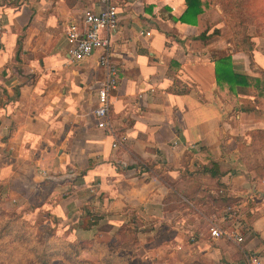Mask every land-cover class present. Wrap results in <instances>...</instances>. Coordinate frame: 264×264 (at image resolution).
Returning a JSON list of instances; mask_svg holds the SVG:
<instances>
[{"label":"crops","instance_id":"0c3cea01","mask_svg":"<svg viewBox=\"0 0 264 264\" xmlns=\"http://www.w3.org/2000/svg\"><path fill=\"white\" fill-rule=\"evenodd\" d=\"M116 2L120 21L109 38L119 84L110 127L100 128L102 51L77 62L67 40L68 25L98 11L100 0H0L1 189L68 237H113L137 219L146 264L264 260V156L259 167L252 147L248 157L242 152L251 131L264 127V97H227L215 63L229 51L237 72L259 76L264 51L203 40L210 11L197 24L182 22L185 0ZM213 162L220 174L202 173L200 164ZM157 170L172 184L154 179ZM193 191L206 201L216 191L226 196L231 209L217 219L237 226L244 243L211 235L204 212L184 197ZM171 192L193 212L176 206Z\"/></svg>","mask_w":264,"mask_h":264},{"label":"trees","instance_id":"16d2710c","mask_svg":"<svg viewBox=\"0 0 264 264\" xmlns=\"http://www.w3.org/2000/svg\"><path fill=\"white\" fill-rule=\"evenodd\" d=\"M185 1L187 3V10L184 12V14L180 17L179 20L189 24H197L200 15L205 14L206 12L211 11L215 6L220 5L227 21L235 28L236 49L251 55L254 49V42L252 40L251 35L248 33V29L249 26L254 24H264V0ZM209 31V27L207 26V28L203 30L199 37L202 36L204 37V39L205 37L207 38L208 35H210ZM215 63L218 83L217 86L226 89L225 93L227 94V97H230V95L235 96L234 98H237L239 95H253L264 97V71H262L259 76H253L250 74L237 72L234 67L232 54H224L219 58H216ZM251 135L252 141L250 143V146H246L242 151L243 154H246L247 157L248 154L246 152L252 146L262 149V151L264 150V127L252 130ZM200 166L202 168V173L210 174L213 177L218 176L220 174L219 166L215 162H213L211 166L205 164H200ZM198 193V191L194 192L193 194L185 193L184 197L191 201L195 207L199 204L200 208L202 209L201 211H205V213H223V209L225 210L228 207H231L229 205V200L226 198V196H224V194L218 191L215 192L216 197L214 196L213 200L208 201L202 199L204 197L203 194L197 196ZM171 196L170 198L174 200L173 202L177 203L176 206L182 205L189 207V204L176 192H171ZM189 208L193 212V209L191 207ZM12 216H14L13 218L16 221L21 219L28 222V220L24 216H21L20 212H13ZM131 223L133 224V226H137L136 228H138L139 231L141 223H139L137 219H133V222ZM13 225L14 224L10 222L9 219L5 222H0V250L2 248V238L5 236V234L12 231L8 227ZM127 229H129L128 231L132 232L133 236H135V228L128 226ZM121 232L122 231L120 228L115 234V236H117ZM76 243H63V245L60 244L61 247H58L56 250L52 251L47 249L50 247V245H46L47 247L41 249L40 251L34 248V254L37 256V259L35 258L33 264H51V259L54 256H62L63 259L69 264L91 263L88 260L82 258L83 254L86 252L85 244L79 241ZM100 250L102 251L103 248L98 246L94 247L92 251H89V254L97 256V259L99 261L103 262L104 260L105 264H129V262H131V260L133 259L132 256L135 253V251L132 249L118 251L117 249H115V247H108L105 250V255L102 257V253H100ZM38 260L40 261L37 263Z\"/></svg>","mask_w":264,"mask_h":264},{"label":"rangeland","instance_id":"374dc122","mask_svg":"<svg viewBox=\"0 0 264 264\" xmlns=\"http://www.w3.org/2000/svg\"><path fill=\"white\" fill-rule=\"evenodd\" d=\"M205 23L209 27V34L206 39L210 40H223L225 43L230 44L231 50H236L235 47V40H236V31L235 28L227 21L223 10L220 5L215 6L205 18ZM219 24V25H217ZM248 33L251 35L252 40L254 42V48L259 46L264 51V24L260 25H251L249 26ZM215 37V38H213ZM205 40V39H203ZM243 52V51H242ZM245 53V52H244ZM225 54H232L229 51ZM247 54V53H246ZM250 55V54H247ZM253 96V95H251ZM257 97V96H254ZM264 116V114H263ZM252 132V131H251ZM253 151V158L261 165L262 157L264 156V150L256 148L252 146ZM250 149V150H252ZM264 149V148H263ZM153 175L160 179L166 185L172 184L170 180L164 175V172L157 170L153 173ZM7 186V185H6ZM6 186L4 189L0 187V222H5L9 219L14 225L9 226L8 228L11 229V232L5 234V236L1 240L2 248L0 250V264H33L35 258L37 256L34 254V248L40 251L43 248H46V245H50L48 250H56L58 247H61L63 243H71L74 244L76 242H82L85 244L86 252L83 254V259L88 260L89 264H105V261H99L97 256L89 254V251H92L94 247H101L103 250L100 252L102 253V257L105 255V250L109 247H115L118 251H124L132 249L135 251L134 255L132 256L133 259L129 264H143V257L149 259L144 256L140 250H142V243L145 238H141L139 236L137 226H133L131 222L133 220L126 222L121 227V233L117 236L113 235V237L107 235H99L95 236L91 239H84L78 237H68L63 235L61 229L57 226V223L50 217L47 219L43 216L42 212L38 211L35 212L33 209V205H18L15 203V200L9 199V195L6 191ZM193 188V187H192ZM191 188V189H192ZM194 190V189H193ZM196 191H193V193ZM190 194V193H189ZM192 208V207H191ZM196 208L202 210L200 205H196ZM193 209V208H192ZM17 211L20 212L21 216L25 217L28 222L24 220H15L12 216V213ZM199 213V211H195ZM133 213V212H132ZM222 212L208 214L204 211V216L207 218H213L214 216H220ZM217 214V215H216ZM17 216V215H16ZM132 219L134 215L131 214ZM208 222V220H207ZM209 225V222H208ZM128 226L135 228V236H133L132 232H129L127 229ZM224 228H227L224 227ZM142 229V226L139 230ZM137 232V233H136ZM242 233V231H241ZM3 242V243H2ZM170 241H168L169 243ZM78 244V243H76ZM167 253V252H166ZM168 254V253H167ZM100 255V256H101ZM161 259V258H160ZM41 260V259H40ZM38 260L37 263L40 261ZM159 261V257H155V261ZM159 264H169L168 258L164 261H159ZM51 264H69L67 263L62 256H54L51 259Z\"/></svg>","mask_w":264,"mask_h":264},{"label":"built area","instance_id":"2783aa9c","mask_svg":"<svg viewBox=\"0 0 264 264\" xmlns=\"http://www.w3.org/2000/svg\"><path fill=\"white\" fill-rule=\"evenodd\" d=\"M101 7L98 11L86 9L81 23L71 22L68 25L67 40L69 45V54L74 61H82L90 57L94 52L101 50L99 64L104 69L105 77L98 89V106L95 110L97 123L100 128H108L110 122L111 97L117 89L118 64L114 60L113 53L110 50L109 34L117 31L119 26V11L116 0H100ZM126 137L116 138L112 146L121 147L125 143ZM137 166H140L136 162ZM154 173V171H153ZM154 179L156 177L154 176ZM228 207L224 210H230ZM209 230L212 236L226 239L236 244L244 243V236L237 226H221L218 217L207 218ZM245 264H264V260L256 254L247 256Z\"/></svg>","mask_w":264,"mask_h":264}]
</instances>
